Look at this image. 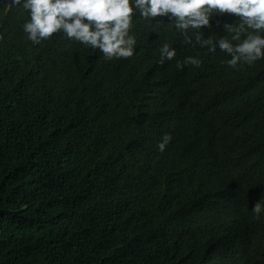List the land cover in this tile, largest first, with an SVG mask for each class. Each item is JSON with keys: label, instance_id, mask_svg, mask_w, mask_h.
Wrapping results in <instances>:
<instances>
[{"label": "trees", "instance_id": "1", "mask_svg": "<svg viewBox=\"0 0 264 264\" xmlns=\"http://www.w3.org/2000/svg\"><path fill=\"white\" fill-rule=\"evenodd\" d=\"M4 3L0 264H264V211L251 209L264 205V59L229 68L219 48L184 45L173 22L137 14L134 55L106 60L63 32L33 44L28 12ZM223 15L205 37L239 22ZM164 43L177 54L161 65ZM188 56L200 68L177 69Z\"/></svg>", "mask_w": 264, "mask_h": 264}, {"label": "clouds", "instance_id": "2", "mask_svg": "<svg viewBox=\"0 0 264 264\" xmlns=\"http://www.w3.org/2000/svg\"><path fill=\"white\" fill-rule=\"evenodd\" d=\"M3 6L5 11L22 6L28 12L30 19L23 24V31L33 44L63 32L70 40L99 50L106 60L129 59L134 55L136 40L130 32L137 14L145 20L166 18L173 22L185 45H199L211 53L219 48L230 57L224 61L229 68L239 70L242 64L251 66L264 59V0H5ZM214 14L235 15L239 22L224 23L227 36L205 37L204 29L212 27ZM176 54L175 48L164 43L159 63L173 60ZM202 63L188 56L182 62L177 60L176 68L200 67ZM23 79L29 81L25 76ZM171 140V135L165 134L157 143L158 151L164 152ZM167 189L174 187L168 184ZM145 190L158 191L149 182L143 185L142 191ZM251 209L258 219L264 205L257 201Z\"/></svg>", "mask_w": 264, "mask_h": 264}, {"label": "bare ground", "instance_id": "3", "mask_svg": "<svg viewBox=\"0 0 264 264\" xmlns=\"http://www.w3.org/2000/svg\"><path fill=\"white\" fill-rule=\"evenodd\" d=\"M222 16H224V15H221V17H222ZM221 17H219V18H221ZM216 18H217V16H216ZM222 18H223V17H222ZM212 20H213V19H212ZM214 20H215V19H214ZM166 21H167V20H166ZM166 21H165V22H166ZM162 22H163V21H162ZM143 23H145V22H143ZM158 23H159V22H158ZM146 24H147V23H146ZM151 24H152V23H151ZM161 24H163V23H161ZM161 24H160V25H161ZM140 25H141V23H140ZM149 25H150V24H149ZM156 25H158V24H156ZM168 25H169V22H168ZM168 25H167V23H166V26H168ZM170 25H171V24H170ZM215 25H216V21H215ZM146 26H147V25H146ZM152 26H153V25H152ZM163 26H164V25H162V28H163ZM160 27H161V26H160ZM168 27H169V26H168ZM212 27H213V26H212ZM216 27H217V26H216ZM138 28H143V26L141 25V27H137V31H138ZM145 28H146V27H145ZM151 28H152V27H151ZM155 28H156V29H155ZM155 28H154V29L157 30L158 27L156 26ZM164 28H165V27H164ZM173 28H174V27H173ZM214 28H215V27H214ZM149 29H150V28H149ZM158 29H159V28H158ZM167 29H168V28H167ZM169 29H170V27H169ZM174 29H175V28H174ZM211 29H212V28H210V30H211ZM141 30H142V29H141ZM145 30H147V29H145ZM151 30H152V29H151ZM160 30H161V29H160ZM205 30H206V28H205ZM139 31H140V30H139ZM165 31H166V30H165ZM170 31H171V30H170ZM173 31H174V30H173ZM207 31H208V30H207ZM211 31H212V30H211ZM160 32H161V31H160ZM166 32H167V31H166ZM166 32H165V33H166ZM208 32H209V31H208ZM212 32H213V31H212ZM205 33H206V32H205ZM157 34L159 35V33H157ZM160 34H161V33H160ZM170 34L173 35V33H170ZM170 34H168V35H170ZM179 34H181V33H179ZM148 35L150 36V34H148ZM153 35H154V33H153ZM166 35H167V34H166ZM168 35H167V36H168ZM175 35H176V34H175ZM212 35H213V34H212ZM145 36H146V34H145ZM162 36H163V35H162ZM170 36H171V35H170ZM178 36H179V35H178ZM146 37H147V36H146ZM168 37H169V36H168ZM173 37H175V36L173 35ZM148 38H149V37H148ZM148 38H147V39H148ZM151 38H152V37H151ZM151 38H150V39H151ZM160 38H161V37H160ZM165 38H166V37H165ZM165 38H164V39H165ZM161 39H162V38H161ZM164 39H162V40H164ZM171 39H173V38H171ZM176 39H177V37H176ZM182 39H183V38L181 37L180 41H181ZM148 40H149V39H148ZM151 40H152V39H151ZM176 41H178V40H176ZM176 41H175V40H172L171 42H172V43H173V42L176 43ZM182 41H183V40H182ZM182 41H181V42H182ZM169 42H170V39H169ZM148 43H149V42H148ZM178 43H179V42H178ZM152 44H154V43L152 42ZM169 45H170V44H169ZM171 45H172V44H171ZM179 45H180V44H179ZM181 45H182V44H181ZM184 45H185V44H184ZM172 46H173V45H172ZM172 46H171V47H172ZM157 49H158V48H157ZM203 49H204V48H203ZM204 50H207V49H204ZM201 51H202V50H201ZM207 51H208V50H207ZM216 51H217V50H216ZM201 53H202V52H201ZM204 54H205V51H204ZM211 54H212V53H211ZM216 54H217V52H216ZM220 54H221V53H220ZM220 54H219V55H220ZM199 55H200V54H199ZM212 55H213V54H212ZM213 56H214V55H213ZM213 56H212V57H213ZM217 56H218V55H216L215 57H217ZM207 57H208V55H207ZM209 57H210V54H209ZM215 57H214V59H216V62H217V58H215ZM218 57H219V56H218ZM221 57H222V56H221ZM219 58H220V57H219ZM208 59H209V58H208ZM206 60H207V59H206ZM214 61H215V60H213V62H214ZM206 62H207V61H206ZM211 62H212V61H210V63H211ZM213 62H212V63H213ZM214 63H215V62H214ZM263 63H264V61H263ZM209 65H210V64H209ZM260 65H262V64H260ZM211 66H212V67H215L216 65H215V64H214V66H213V65H210L209 67H211ZM212 67H211V68H212ZM199 68H200V67H199ZM211 68H210V69H211ZM204 69H206V68L204 67ZM207 69H208V68H207ZM262 69H263V68H262ZM202 70H203V69H202ZM260 70H261V69H260ZM203 71H204V70H203ZM203 71H202V72H203ZM210 71H211V70H210ZM212 71H213V70H212ZM199 72H200V71H198L197 73H199ZM202 72H201L200 74H202ZM204 72H205V71H204ZM197 73H196V74H197ZM207 73H208V71H207ZM261 74H262V73H261ZM198 75H199V74H198ZM206 75H207V74H206ZM208 75L210 76V73H209ZM201 76H202V75H201ZM201 76H199V77H201ZM207 77H208V76H207ZM205 79H206V78H205ZM205 79H204V80H205ZM188 85H189V84H188ZM257 86H258V85H257ZM190 87H191V85H190ZM204 87H206V86L204 85ZM187 88H188V87H187ZM252 88H253V87H252ZM188 89H189V88H188ZM188 89H187V92H188ZM190 89H191V88H190ZM203 89H204V88H203ZM207 89H208V88H207ZM185 90H186V89H185ZM205 90H206V89H205ZM194 91H195V90H194ZM187 92H186V94H187ZM194 93H195V92H194ZM184 94H185V93H184ZM188 94H189V93H188ZM191 94H192V93H191ZM180 95H181V94H179V96H180ZM189 95H190V94H189ZM186 96H187V95H186ZM182 97H183V96H182ZM190 97H191V96H189L188 98L190 99ZM178 99H179V98H178ZM191 99H192V98H191ZM181 100H182V99H181ZM187 100H188V99H187ZM39 103H41V102H39ZM20 108H21V107H20ZM80 109H81V108H80ZM254 109H255V108H254ZM255 111H256V110H255ZM255 111H254V113H255ZM82 112H83V111H82ZM20 120H21V119H20ZM90 122H91V121H90ZM51 123H52V122H51ZM196 124H197V123H196ZM192 125H193V124H192ZM22 128H23V127H22ZM17 129H18V128H17ZM6 130H7V128H6ZM14 130H15V128H14ZM46 131H47V130H46ZM57 132H58V131H57ZM193 134H194V133H193ZM8 137H9V136H8ZM10 138H11V137H10ZM191 140H192V139H191ZM252 140H253V139H252ZM188 141H189V140H188ZM262 142H263V141H262ZM262 142H261V143H262ZM259 143H260V142H259ZM247 144H248V143H247ZM262 144H263V143H262ZM258 145H259V144H258ZM260 145H261V144H260ZM260 145H259V146H260ZM28 146H29V145H28ZM245 146H246V145H245ZM247 146H248V145H247ZM18 147H19V146H18ZM53 147H54V145H53ZM262 147H263V146H262ZM245 148H246V147H245ZM263 148H264V147H263ZM263 148H262L261 150H263ZM249 149H250V148H249ZM257 149H258V148H257ZM18 150H19V149H17V151H18ZM25 150H27V149H25ZM47 150H48V148H47ZM20 151H21V148H20ZM20 151H19V152H20ZM233 151H234V150H233ZM7 152H9V151H7ZM11 152H12V151H11ZM19 152H17V153H19ZM22 152H24V150H23ZM30 152H32V151H30ZM56 152H57V150H56ZM25 153H26V152H25ZM231 153H232V152H231ZM233 153H234V152H233ZM236 153H237V152H236ZM241 153H242V152H241ZM254 153H255V152H254ZM11 154H13V152H12ZM14 154H15V153H14ZM20 154H23V153H20ZM237 154H238V153H237ZM4 155H5V154H4ZM7 155H8V154H7ZM9 155H10V154H9ZM241 155H242V154H241ZM243 155H244V154H243ZM22 156H24V155H22ZM26 156H27V155H26ZM26 156H25L24 158H26ZM233 156L236 157V155H233ZM244 156H245V155H244ZM249 156H251V155H249ZM249 156H248V157H249ZM3 157H5V156H3ZM11 157H12V156H11ZM230 157H231V156H230ZM238 157H239V156H238ZM1 158H2V157H1ZM1 158H0V159H1ZM236 158H237V157H236ZM3 159H6V157L3 158ZM22 159H23V158H22ZM233 159H234V157H233ZM238 159H240V157H239ZM241 159H243V157H242ZM251 159H252V157H251ZM6 160H9L8 157H7ZM18 160H19V159H18ZM243 160H245V158H244ZM219 161H220V158H219ZM227 161H228V160H227ZM234 161H235V160H234ZM234 161H233V162H234ZM237 161H239V160H237ZM247 161H248V162H249V161L251 162V160H247ZM4 162H5V161H4ZM223 162H224V161H223ZM223 162H222V163H223ZM225 162H226V161H225ZM240 162H241V161H240ZM7 163H8V162H7ZM10 163H11V162H10ZM23 163H24V162H23ZM32 163H33V162H32ZM231 163H232V161H231ZM244 163H245V162H244ZM246 163H247V162H246ZM5 164H6V163H5ZM225 164H226V163H225ZM227 164H228V163H227ZM241 164H243V163H241ZM8 165H9V164H7V166H8ZM19 165H20V163H19ZM35 165H36V163H35ZM22 166L24 167V165H22ZM22 166H21V167H22ZM32 166H33V165H32ZM38 166H39V165H38ZM81 166H82V165H81ZM221 166H222V165H221ZM223 166H224V165H223ZM242 166H243V165H242ZM17 167H19V166H17ZM17 167H16V168H17ZM25 167H26V165H25ZM36 167H37V166H36ZM41 167H42V166H41ZM46 167H47V166H46ZM26 168L28 169L29 167H26ZM79 168H80V167H79ZM213 168H214V167H213ZM223 168H225V167H223ZM17 169H18V168H17ZM35 169H36V168H35ZM35 169H34V170H35ZM77 169H78V167H77ZM203 169H204V168H203ZM216 169H217V168H216ZM19 170H20V169H19ZM25 170H26V169L23 168V171H25ZM74 170H75V169H74ZM222 170H223V169H222ZM225 170H226V169H225ZM23 171H22V172H23ZM35 171H36V170H35ZM14 172H15V171H14ZM18 172H19V171H18ZM25 172H27V171H25ZM39 172H40V171H39ZM69 172H70V171H69ZM204 172H205V171H204ZM221 172H222V171H221ZM225 172H226V171H225ZM11 173H12V172H11ZM19 173H20V172H19ZM19 173H18V174H19ZM201 173H202V172H201ZM211 173H212V172H211ZM18 174H17V175H18ZM20 174L23 175L24 173H23V174L20 173ZM35 174H36V173H35ZM42 174H43V173H42ZM203 174H204V173H203ZM13 175L15 176L16 174H13ZM21 175H20V176H21ZM208 175H209V174H208ZM14 176H13V177H14ZM23 177H24V176H23ZM25 177H26V176H25ZM25 177H24V178H25ZM15 178H18V176H17V177L15 176ZM20 179H21V178H20ZM18 180H19V179H18ZM14 181H15V180H14ZM20 181H21V180H20ZM17 183H18V182H16V184H17ZM19 184H20V183H19ZM22 186H23V185H22ZM221 189H222V188H221ZM220 192H221V190H220ZM222 193H223V191H222ZM228 193H230V192H228ZM230 194L232 195V193H230ZM225 195H226V194H225ZM231 195H230V197H231ZM233 195H234V194H233ZM237 195H238V194H237ZM228 197H229V195H228ZM233 197H234V196H233ZM235 197H236V196H235ZM243 197H245V196L243 195ZM238 198H239V197H238ZM234 200H235V199H234ZM238 200H239V199H238ZM243 200H244V199H242V201H243ZM235 203H236V202H235ZM242 203H243V202H242ZM236 204H237V203H236ZM239 204H241V202H239L237 205H239ZM4 216H5V215H4ZM4 218H5V217H4ZM6 220H7V219H6ZM6 220H5V221H6ZM7 222H8V221H7ZM9 222H10V219H9ZM17 224H19V223H17ZM17 224H15V225H17ZM56 224H57V223H56ZM4 226H5V225H4ZM8 226H9V225H8ZM10 226H11V228H13L12 226H14V224H13V225H10ZM0 227H1V226H0ZM55 227H56V226H55ZM11 228H9V229H11ZM15 228H16V227H15ZM2 230H4V229L2 228ZM6 231H7V230H6ZM254 241H255V240H254ZM261 245H263V243L260 244V246H261ZM255 246H256V245H255ZM258 249H259V248H258ZM260 249H261V248H260ZM260 249H259V250H260ZM263 249H264V248H263ZM252 250H253V249H252ZM255 250H256V249H255ZM256 251H257V250H256ZM262 251H263V250H262ZM260 252H261V251H259V253H260ZM1 254H2V253H1ZM17 256H18V255H17ZM18 257H19V256H18ZM18 257H17V258H18ZM3 258H4V257H3ZM17 263H18V262H17ZM17 263H16V264H17ZM2 264H4V262H3Z\"/></svg>", "mask_w": 264, "mask_h": 264}]
</instances>
